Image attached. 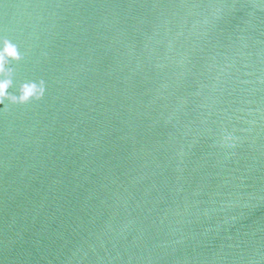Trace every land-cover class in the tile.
Wrapping results in <instances>:
<instances>
[{"label": "water", "instance_id": "95a60500", "mask_svg": "<svg viewBox=\"0 0 264 264\" xmlns=\"http://www.w3.org/2000/svg\"><path fill=\"white\" fill-rule=\"evenodd\" d=\"M4 37L46 92L0 112V264H264V0H0Z\"/></svg>", "mask_w": 264, "mask_h": 264}, {"label": "clouds", "instance_id": "9594fccd", "mask_svg": "<svg viewBox=\"0 0 264 264\" xmlns=\"http://www.w3.org/2000/svg\"><path fill=\"white\" fill-rule=\"evenodd\" d=\"M23 54L19 51V46L11 39L4 37L0 41V112L9 110V104H27L33 100H41L46 92V82L24 81L19 85L16 93L9 89L14 85V69L10 67L13 60L19 61ZM7 101V103H6Z\"/></svg>", "mask_w": 264, "mask_h": 264}]
</instances>
